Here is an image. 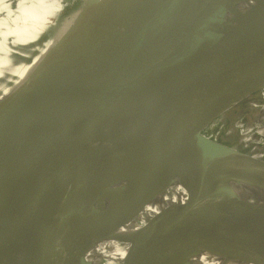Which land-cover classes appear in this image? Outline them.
I'll use <instances>...</instances> for the list:
<instances>
[{
  "label": "water",
  "instance_id": "1",
  "mask_svg": "<svg viewBox=\"0 0 264 264\" xmlns=\"http://www.w3.org/2000/svg\"><path fill=\"white\" fill-rule=\"evenodd\" d=\"M246 1L90 0L61 49L0 94V234L21 237L10 264H83L92 238L77 207L85 176L105 154L152 141L157 131L181 164L191 203L164 210L136 264H184L206 248L248 258L262 244V206L235 197L226 182L213 183H245L256 199L264 194L257 126L244 124L239 133L231 122L240 108L231 112L233 105L264 85V20L234 12ZM207 69L178 103L160 104L146 91L159 78ZM225 110L228 122L217 120L214 129L223 155H207L193 126ZM254 262L264 264V254Z\"/></svg>",
  "mask_w": 264,
  "mask_h": 264
},
{
  "label": "bare ground",
  "instance_id": "2",
  "mask_svg": "<svg viewBox=\"0 0 264 264\" xmlns=\"http://www.w3.org/2000/svg\"><path fill=\"white\" fill-rule=\"evenodd\" d=\"M70 1L0 0V94L36 71L65 44L69 38L68 31L72 30L80 11L86 6L82 4L90 0H80L82 8L75 13ZM256 9H261L257 16L249 13ZM229 12L232 10H226V14ZM234 12L245 19L264 20V0L246 1ZM209 72L207 69L162 77L157 80V88L149 86L146 91L155 92L160 104L178 103L191 93L194 85L202 83ZM5 78L7 80L1 84ZM237 107H240L238 113L231 119L233 127L241 133L240 128L244 124L255 123L264 144V85L258 94L234 104L231 112ZM158 108L154 107L152 114L155 115ZM171 111L175 112V109ZM220 119L224 124L228 122L226 110L204 124L193 126V137L200 150L210 156L223 155L215 144L219 140L214 130L215 123ZM155 122L153 119L152 123ZM152 136V141H129L105 154L85 176L77 197L79 217L85 224L84 232L92 233L84 263L96 257L98 264H136L144 255L142 240L164 210L191 203L181 164L173 159L170 142L161 132L157 131ZM160 164L167 171L166 183L161 179ZM221 181L238 190L229 191L235 197L260 204L264 211V194L262 199H256L254 186L213 178V183L220 184ZM260 181L263 185L260 192L264 193V181ZM16 232L0 234V264H10L12 249L21 238L15 237ZM263 234L264 226L259 230V237ZM260 242L262 244L254 247L248 258L224 248H206L194 252L184 264H256L255 258L264 254V240ZM131 244H136L133 251Z\"/></svg>",
  "mask_w": 264,
  "mask_h": 264
},
{
  "label": "rangeland",
  "instance_id": "3",
  "mask_svg": "<svg viewBox=\"0 0 264 264\" xmlns=\"http://www.w3.org/2000/svg\"><path fill=\"white\" fill-rule=\"evenodd\" d=\"M79 1L80 0H71L70 1V5H71V9H72V12L73 13H75L76 11H80L81 10V8H82V6H84L85 4H86V2L84 3V4H82V6H79ZM78 4V5H77ZM70 10V9H69ZM7 42H10V39H7L6 40ZM18 49H21V48H18ZM2 57H6V56H2ZM8 58V57H7ZM7 80V78H5V79H3L2 81H1V84H3L5 81Z\"/></svg>",
  "mask_w": 264,
  "mask_h": 264
}]
</instances>
